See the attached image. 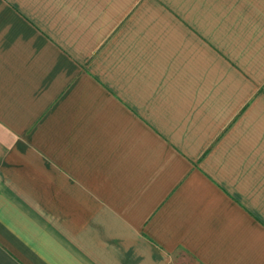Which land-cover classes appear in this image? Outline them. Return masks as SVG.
Here are the masks:
<instances>
[{"label": "crops", "instance_id": "crops-1", "mask_svg": "<svg viewBox=\"0 0 264 264\" xmlns=\"http://www.w3.org/2000/svg\"><path fill=\"white\" fill-rule=\"evenodd\" d=\"M0 264H264V0H0Z\"/></svg>", "mask_w": 264, "mask_h": 264}]
</instances>
